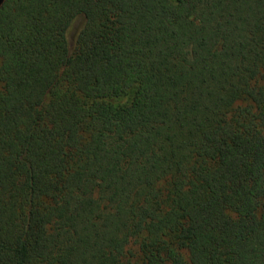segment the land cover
I'll return each instance as SVG.
<instances>
[{
    "label": "trees",
    "instance_id": "obj_1",
    "mask_svg": "<svg viewBox=\"0 0 264 264\" xmlns=\"http://www.w3.org/2000/svg\"><path fill=\"white\" fill-rule=\"evenodd\" d=\"M0 264H264V0H4Z\"/></svg>",
    "mask_w": 264,
    "mask_h": 264
},
{
    "label": "rangeland",
    "instance_id": "obj_2",
    "mask_svg": "<svg viewBox=\"0 0 264 264\" xmlns=\"http://www.w3.org/2000/svg\"><path fill=\"white\" fill-rule=\"evenodd\" d=\"M74 36H75V34L73 35V33H72V37H71V43L73 44V40H74Z\"/></svg>",
    "mask_w": 264,
    "mask_h": 264
},
{
    "label": "water",
    "instance_id": "obj_3",
    "mask_svg": "<svg viewBox=\"0 0 264 264\" xmlns=\"http://www.w3.org/2000/svg\"><path fill=\"white\" fill-rule=\"evenodd\" d=\"M3 1H4V0H0V5L2 4Z\"/></svg>",
    "mask_w": 264,
    "mask_h": 264
}]
</instances>
